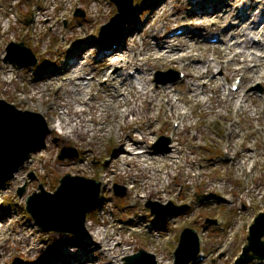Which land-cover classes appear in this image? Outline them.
Returning a JSON list of instances; mask_svg holds the SVG:
<instances>
[{
    "label": "bare ground",
    "instance_id": "bare-ground-1",
    "mask_svg": "<svg viewBox=\"0 0 264 264\" xmlns=\"http://www.w3.org/2000/svg\"><path fill=\"white\" fill-rule=\"evenodd\" d=\"M175 10L152 28L142 46L133 38L135 33L127 29L130 38H124V41L119 37L115 44L100 48L95 63L89 62L94 59L96 46L86 45L79 52L76 49L74 57L58 71L39 75L30 99L37 98L46 106L42 115H51V120L46 119L50 122L51 136L74 142L88 152L92 150L97 133L105 124L112 125L110 119L114 117V128L107 131L116 150L101 177L104 186L108 183V173L114 175L117 167H129V175L125 176L135 180L132 166L154 175L167 172L166 176L174 170H195L196 163L188 160L184 150L189 138L191 146L196 147L198 143L196 177L204 184L203 193L225 198L232 196L233 200L237 196L229 189L230 183L221 178H209L207 169L245 173V167H249L252 173L259 164L264 165L261 141L264 94L260 98L256 95L260 85H264V0H198L193 4L190 16L176 21L170 18ZM37 12L43 13L39 18L48 16L41 8ZM166 13L164 10L163 14ZM50 23L56 24L52 19ZM179 27H183V35L170 38L168 34ZM214 36H217V42H202L207 37L215 39ZM167 69L181 70L185 79L177 84H158L153 73ZM8 72L11 75L14 70ZM89 76L92 77L88 79ZM235 78L241 79L238 90L226 92V86ZM97 82L104 83L102 89L96 88ZM235 85L234 82L232 88ZM55 88L62 94L53 101L45 99L43 93ZM21 100L23 103L24 99ZM197 107L201 109L198 117L199 114L204 118L222 117L229 122L226 138L209 137L204 133L203 124H192ZM173 121L179 122L181 127L172 130ZM170 132L173 141L170 151L165 155L158 153L155 142ZM202 141L215 146L219 150L217 157L224 161L211 159L215 163L204 162L199 155ZM32 164L34 162L27 167ZM23 167L22 173L28 169ZM85 171L80 170L79 174L83 175ZM123 172L124 169L120 175ZM15 174L14 181L20 182L22 174L19 171ZM148 189L152 194L155 188L150 186ZM4 192L5 189L0 187V196ZM250 198L262 200L264 189L258 194L250 191ZM119 228L116 224H107L106 219L97 224L87 221L88 240L64 245L68 242L65 236H48L47 241L29 222L13 213L2 212L0 204V264H9L18 258H23L25 264H124V259L131 254L124 247V241L116 238ZM87 242L95 245L87 249Z\"/></svg>",
    "mask_w": 264,
    "mask_h": 264
},
{
    "label": "rangeland",
    "instance_id": "rangeland-1",
    "mask_svg": "<svg viewBox=\"0 0 264 264\" xmlns=\"http://www.w3.org/2000/svg\"><path fill=\"white\" fill-rule=\"evenodd\" d=\"M197 1L134 0L133 15L125 23L120 35L117 36V28L106 34L105 38H113L112 43L109 44L105 38L99 37L100 29L117 14L116 6L109 0H0V99L13 104L18 110L39 113L49 130L50 122L47 123V120H51V115L44 117L42 115V110L45 111L46 106L37 98L32 101L30 99L31 92L37 87L33 84L42 72L58 71L65 62L74 57L76 49V52H79L86 45L97 47V52L93 55L94 59L89 62L95 63L100 48L106 47V44H115L117 39L123 38L125 41L124 38H130L127 29L135 33L133 38L139 46H142L143 39L151 35L152 28L169 18L168 14L172 10L176 9L170 18L175 21L181 20L191 15L193 4ZM38 8H41L43 12L47 11L48 16L39 18L43 13H36ZM78 9L84 12V18H75V12ZM164 10L167 11L166 14H163ZM155 14L156 18H154ZM26 19L33 23L25 24ZM51 19L55 21L56 26L50 23ZM8 25H11L9 29ZM182 28L179 27L168 35L170 38L175 35L181 37L184 33ZM85 31L87 36H85ZM178 33L181 34L178 35ZM201 33L205 34V32ZM214 38L207 37L202 39V42L206 41L204 43L209 44L217 42V36ZM21 42L36 56L38 60L36 66L20 70L16 65L6 62L8 46L11 43ZM235 66L237 67L239 64L235 63ZM8 70H14V72L9 75ZM31 70L34 71L31 72ZM160 73L164 75L161 77ZM153 75L157 79L168 80L167 84H177L185 79V74L181 70L178 72L169 69L158 70ZM92 76H89L88 79ZM5 79L7 82L4 81ZM12 80L14 83H11ZM240 80L232 79L226 86V92H231L233 83ZM97 83L95 84L96 88L102 89L104 83ZM43 94L45 99L49 98L50 101H53L62 94V91L57 93L55 88ZM263 94L264 85H260V91L256 95L260 98ZM21 99H24L23 103ZM25 99L27 100L25 101ZM196 112V117L191 121L193 125L197 124L198 126V122L203 124L205 126L204 133L209 137L218 136L219 140L226 138V126L229 122L222 117L204 118L200 114L198 117V112H201L198 107ZM110 122L112 125L105 124L101 128L102 130L97 133L91 145V152H88L86 148L79 147L74 142L55 138L49 132L46 139L40 144L42 147L39 145L26 161L23 168L28 169L23 173L21 169L18 170L23 179L20 182H15L12 177L7 181L0 182V187L5 189L3 195L0 196L2 212L13 213L29 222L36 229L37 234L47 241H49L48 236L53 238L55 235L65 236V240L68 242L64 245H70L72 242L75 245L80 241H86L90 236L88 232L87 236L82 237L71 233L42 230L25 209L27 198L34 193L40 194L42 192L40 187L48 193H54L64 176L70 174L74 177H84L102 184L98 202L87 215L86 222L91 221L97 224L106 219L107 224L118 225L120 228L116 232V238L124 241V247L129 249L131 255L142 249L155 255L158 264H174V252L179 245L182 231L194 229L201 236V253L203 254L197 258V263L194 264H235L244 246L248 244L249 229L256 216L264 213V198L262 200H251L250 198V191L258 194L261 189H264V165L259 164L252 173H250L249 167H245V173L222 170L221 168L218 170L207 169L209 178L216 177L227 180L230 183L228 184L229 189L237 198H234L233 195L234 199L231 200L232 196L225 198L211 193H203L204 184L197 178L198 143L196 147H193L188 138L184 150L188 155V160H193L196 163L195 170H174L168 172V176H166L167 172H159L154 175L140 172L134 168L135 166H132L135 180L134 178L127 179L125 176L129 175L127 171L130 169L129 167H117L114 175H111V172L108 173V183L104 186L101 177L105 175L107 162L109 159L112 160L114 150H116L114 140L113 138L109 139L110 133L107 131L114 128V117L110 119ZM180 127L179 122H171L172 130ZM161 137L155 143H158L156 145L158 153L165 155L168 154L173 144L172 132ZM180 137H183V134ZM261 141L264 144V135H262ZM207 145L208 141H202L199 147V155L204 162L215 163L211 159L224 161L222 157H217L219 150L215 146ZM45 148L47 151L44 150ZM63 150H65L63 154L65 158L60 159ZM192 151L197 155L192 154ZM33 162L32 166L27 167L29 163ZM83 169L86 170L85 173L79 174V171ZM122 169L124 172L123 175H120ZM149 185L152 189H156L152 194L148 189ZM23 188L25 195L20 198L18 191ZM199 198H203L202 200L205 201H200ZM242 198L244 200H240ZM148 202L166 207L172 203L176 207L186 206L187 209L175 219L163 220L151 213V210L146 207ZM51 243L54 247L53 241ZM87 244L88 246L85 247L87 249L95 245L93 242L90 244L87 242ZM22 260L23 258H18L9 264H25Z\"/></svg>",
    "mask_w": 264,
    "mask_h": 264
},
{
    "label": "water",
    "instance_id": "water-1",
    "mask_svg": "<svg viewBox=\"0 0 264 264\" xmlns=\"http://www.w3.org/2000/svg\"><path fill=\"white\" fill-rule=\"evenodd\" d=\"M110 2L116 6L117 14L100 29V38L115 28H117V36L120 35L125 23L133 15L134 0H110ZM84 16V12L80 9L75 13L76 18H84ZM105 40L110 44L113 39L105 38ZM6 62L16 65L20 70L38 64L36 56L23 42L11 43L8 46ZM163 75L159 74L161 77ZM158 81L163 85L169 82L162 78ZM49 132L40 114L18 110L13 104L0 99L1 183L11 179L14 173L25 165L30 154L46 139ZM64 151L60 159L65 158ZM40 189L42 191L40 194L34 193L27 198L25 208L37 225L46 232L87 236L85 222L87 215L94 209L100 197V182L68 174L61 179L54 193H48L41 187ZM18 195L22 198L25 195V189H20ZM199 199L205 201L202 200L203 198ZM146 207L153 215L163 219L178 217L187 209L186 206L176 207L172 203L166 207L154 202H148ZM247 241L248 244L244 246L235 264L264 263V213L255 218L249 229ZM200 247L198 232L194 229L183 230L179 245L174 252V264L197 263L201 253ZM124 264H158V262L155 255L141 249L138 253L126 257Z\"/></svg>",
    "mask_w": 264,
    "mask_h": 264
}]
</instances>
